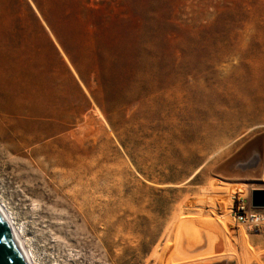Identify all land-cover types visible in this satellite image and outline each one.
Instances as JSON below:
<instances>
[{"label": "rangeland", "instance_id": "1", "mask_svg": "<svg viewBox=\"0 0 264 264\" xmlns=\"http://www.w3.org/2000/svg\"><path fill=\"white\" fill-rule=\"evenodd\" d=\"M253 189L264 0H0V200L39 264L78 251L109 264L85 221L111 223L117 263H150L174 217L223 190L233 214ZM78 194L84 219L66 227L58 199ZM232 224L229 252L264 264V234L240 241Z\"/></svg>", "mask_w": 264, "mask_h": 264}, {"label": "bare ground", "instance_id": "2", "mask_svg": "<svg viewBox=\"0 0 264 264\" xmlns=\"http://www.w3.org/2000/svg\"><path fill=\"white\" fill-rule=\"evenodd\" d=\"M242 186L244 188L246 187L243 184ZM220 196L219 198L222 199V203L220 205H216L214 207L211 206L212 203H206L205 200L203 201V204L200 207V209L193 215H185L184 218L174 217L173 222H171L170 224L171 228L169 229L170 231L167 240H165L162 246L158 244L155 247L154 251L152 252V256L150 258L151 259L150 263L148 261L146 263L147 264H229V263L246 264L245 263L247 261L246 258L242 260V258L237 253L229 252L230 250L228 248H229L230 240L228 241V239L226 238L227 229L225 228L227 225L229 226L234 222L235 228H237V230H234L235 231L234 234L237 233L240 241L241 240L243 241L244 235L243 236L241 235L242 237L240 236L239 232L241 231L239 229L244 230V232L247 231L252 233L257 231L260 234L261 233L264 234V224L256 225V222H249L247 220L245 221L243 220L242 216L246 213L245 210L247 209V205H249L248 199L244 198L245 195L238 196L239 206L236 208V211H234L233 214H230L229 208L235 205L236 202L232 199L231 195L223 190L220 193ZM79 199H81L79 194L70 198L68 197V199L66 198H62L61 200L58 199V202L61 203L60 204L61 206L65 205L64 207L70 208V210L73 212L71 218L70 216H67L68 219L64 226L70 227L69 225L71 223L72 226L73 224L76 223L75 221L76 218L84 219L83 217L84 212L81 210L78 204ZM209 200L208 202H210ZM36 208L37 205L35 206L34 209ZM0 213L3 215L4 219L11 225V227L13 228L16 234L17 240L21 243V246L26 250L30 264H39L37 253L33 248L31 240L25 238L26 232L24 226L18 223L15 214L9 211L7 205H5L2 200H0ZM109 215L110 214H108V217ZM180 215H183V213H180ZM211 215H214L218 218L217 219L218 222L213 224L212 229L208 225L210 220L208 216ZM181 222H183L182 225H180ZM85 224L87 225L86 227H88V229L92 232L94 238L98 240L101 247L104 249L106 254L105 258L107 259V261L105 262L109 264H119L117 263L119 262L117 260V256L116 255L113 256L109 248L110 245H109L108 235L111 234L112 231L111 223H108L107 221L102 228L97 227L96 225L97 223L90 225L89 222L85 221ZM88 229L87 231L90 232ZM230 230L232 231L231 228ZM73 232L75 233V231ZM201 247L206 248V253L193 255V256L190 255L191 253L196 252L197 249ZM68 257L71 260L70 259L67 260L66 262L67 264H69L70 261H72V263L75 264H98L95 261L93 254H88V253L85 254L83 251L73 252Z\"/></svg>", "mask_w": 264, "mask_h": 264}, {"label": "water", "instance_id": "3", "mask_svg": "<svg viewBox=\"0 0 264 264\" xmlns=\"http://www.w3.org/2000/svg\"><path fill=\"white\" fill-rule=\"evenodd\" d=\"M250 204L253 209H264V190L253 189ZM27 255L13 228L0 213V264H30Z\"/></svg>", "mask_w": 264, "mask_h": 264}, {"label": "built area", "instance_id": "4", "mask_svg": "<svg viewBox=\"0 0 264 264\" xmlns=\"http://www.w3.org/2000/svg\"><path fill=\"white\" fill-rule=\"evenodd\" d=\"M250 205V201H249ZM247 205L246 213L242 216L243 220L249 222H256V225L264 224V211L255 210ZM249 209V210H248Z\"/></svg>", "mask_w": 264, "mask_h": 264}]
</instances>
